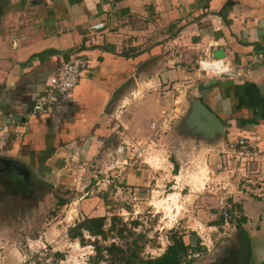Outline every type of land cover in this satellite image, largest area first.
I'll return each instance as SVG.
<instances>
[{
  "label": "rangeland",
  "instance_id": "374dc122",
  "mask_svg": "<svg viewBox=\"0 0 264 264\" xmlns=\"http://www.w3.org/2000/svg\"><path fill=\"white\" fill-rule=\"evenodd\" d=\"M158 65L146 60L136 72L143 74L132 75L110 100L104 110L114 124L97 146L85 136L83 144L52 158L50 172L4 165L11 159L0 158V264H87L92 238L83 232L81 246L66 234L85 215H104L106 226L110 215L119 216L128 229L143 234V258L160 255L171 231L196 239L201 250L186 257L191 264H235V220L245 216L239 228L249 237L248 264L264 261V167L234 160L226 127V146L178 147L174 132L186 111L183 95L197 94L184 86L189 80L198 85L191 75L197 65L186 77ZM81 78L72 89L82 85ZM95 109L104 120L101 108ZM35 140V151L48 155L53 149L52 140L45 147Z\"/></svg>",
  "mask_w": 264,
  "mask_h": 264
},
{
  "label": "crops",
  "instance_id": "0c3cea01",
  "mask_svg": "<svg viewBox=\"0 0 264 264\" xmlns=\"http://www.w3.org/2000/svg\"><path fill=\"white\" fill-rule=\"evenodd\" d=\"M263 10L264 0H0V158L50 172L59 151L88 135L96 146L106 139L114 123L104 109L146 60L186 77L205 57L244 74L215 79L193 72L198 85L189 80L184 88L225 123L230 140L239 135L261 147ZM95 22L104 25L89 30ZM70 54L87 58L82 85L50 90L49 78ZM46 93L53 97L47 110L31 116L34 99ZM38 137L43 147L53 141L48 155L33 149Z\"/></svg>",
  "mask_w": 264,
  "mask_h": 264
},
{
  "label": "trees",
  "instance_id": "16d2710c",
  "mask_svg": "<svg viewBox=\"0 0 264 264\" xmlns=\"http://www.w3.org/2000/svg\"><path fill=\"white\" fill-rule=\"evenodd\" d=\"M105 220L104 215H85L67 228V237L76 240L81 246L85 243L83 232L92 238L87 240L92 247L87 264H191L186 257L201 250L198 240H185L182 234L171 231L167 236L168 244L160 255L143 258L141 256L143 234L132 232L117 215H110L107 218V226ZM245 220V216L238 217L235 220L236 226L239 228L240 223ZM130 224L135 226L137 221L131 220ZM238 230L243 233L241 228ZM259 264H264V261Z\"/></svg>",
  "mask_w": 264,
  "mask_h": 264
},
{
  "label": "built area",
  "instance_id": "2783aa9c",
  "mask_svg": "<svg viewBox=\"0 0 264 264\" xmlns=\"http://www.w3.org/2000/svg\"><path fill=\"white\" fill-rule=\"evenodd\" d=\"M103 22H95L88 26L89 30H97L103 27ZM262 27L264 30V10L262 18ZM263 55L264 58V49ZM87 65V58L82 54H70L59 66L56 73L49 78L48 88L57 93L69 92L76 84L77 80L82 76ZM196 72L203 75L222 77V78H240L244 74V68L233 66L223 59L199 58L196 61ZM52 96L49 93L37 96L31 106L33 114H42L52 102ZM153 125V123H152ZM235 161L237 160H254L257 164L264 167V145L256 147L249 144L243 137H237L234 141ZM224 198V197H222ZM223 216L226 211L223 210Z\"/></svg>",
  "mask_w": 264,
  "mask_h": 264
},
{
  "label": "water",
  "instance_id": "95a60500",
  "mask_svg": "<svg viewBox=\"0 0 264 264\" xmlns=\"http://www.w3.org/2000/svg\"><path fill=\"white\" fill-rule=\"evenodd\" d=\"M183 96L186 111L178 119L177 133L174 132L178 147L185 144L199 146L217 142L226 146L224 122L198 98ZM2 162L4 165L10 164L13 167L22 166L21 163L14 160H3ZM236 240L239 250L235 264H248L249 250L244 235L236 234Z\"/></svg>",
  "mask_w": 264,
  "mask_h": 264
},
{
  "label": "flooded vegetation",
  "instance_id": "af4514ba",
  "mask_svg": "<svg viewBox=\"0 0 264 264\" xmlns=\"http://www.w3.org/2000/svg\"><path fill=\"white\" fill-rule=\"evenodd\" d=\"M10 182V181H9ZM29 189V187L28 188H26V190H28ZM29 191V190H28ZM239 229V228H238ZM243 230V229H242ZM238 232H239V234H243L244 235V237H245V239H246V242H247V245L249 244V242H248V240H249V237H248V235H247V232L245 231V230H243V233L240 231V230H238ZM225 252H226V249H225ZM250 261V260H249ZM251 262V261H250Z\"/></svg>",
  "mask_w": 264,
  "mask_h": 264
}]
</instances>
